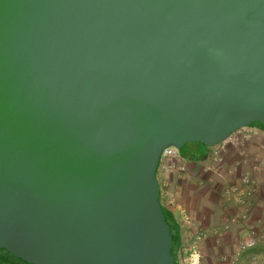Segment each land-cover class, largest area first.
Listing matches in <instances>:
<instances>
[{"label":"water","instance_id":"1","mask_svg":"<svg viewBox=\"0 0 264 264\" xmlns=\"http://www.w3.org/2000/svg\"><path fill=\"white\" fill-rule=\"evenodd\" d=\"M264 126V0H0V251L176 264L163 150Z\"/></svg>","mask_w":264,"mask_h":264},{"label":"crops","instance_id":"2","mask_svg":"<svg viewBox=\"0 0 264 264\" xmlns=\"http://www.w3.org/2000/svg\"><path fill=\"white\" fill-rule=\"evenodd\" d=\"M250 137L243 145H228L224 150L225 163L219 166L212 155L213 147H198L200 156L186 158L185 170L170 174L159 172L162 186L169 185L168 191L161 194L162 205L168 209L180 225L182 251L190 239V226L184 221L183 214H189L197 226L204 228L208 234L206 255L209 264H220L218 256L236 251L240 237L249 230L255 229L260 236L257 247L240 253L239 264H251V257L259 255L264 260V128L252 124L244 128ZM210 170H206L207 167ZM249 172L257 182L258 193L248 205L240 204L234 197H227L224 188L232 183H240L241 172ZM187 183V185H186ZM185 184V188H184ZM198 191L204 196L197 200ZM188 193V195L185 194ZM170 196L176 202H170ZM192 196V197H191ZM191 198L196 201L194 207ZM187 203V204H186ZM247 210L249 220L243 223H230L229 218L236 212ZM178 255L179 261L183 256ZM217 254L216 262L213 255ZM204 260V259H203Z\"/></svg>","mask_w":264,"mask_h":264},{"label":"built area","instance_id":"3","mask_svg":"<svg viewBox=\"0 0 264 264\" xmlns=\"http://www.w3.org/2000/svg\"><path fill=\"white\" fill-rule=\"evenodd\" d=\"M250 137L244 128L239 129L231 135L226 141L213 146L212 155L219 166L225 163L224 150L228 145L238 146L243 145ZM186 158L183 156L181 149L175 146L166 147L161 155L158 166L159 172L170 174L173 172L181 173L185 170ZM206 170H210L208 166ZM240 183H232L224 188L227 197H234L240 204L248 205L258 193L257 182L254 180L249 172L243 171L239 175ZM161 194L168 191L169 185L166 183L164 186L161 184ZM170 202H176L175 198L170 196ZM184 221L190 226V239L186 245V255L183 256L179 264H202L206 255V240L208 234L206 230L197 226L195 221L189 214H183ZM249 220V212L247 210L236 212L232 215L228 222L230 223H243ZM264 229V223H263ZM260 236L255 229L249 228L239 239L236 251L232 254L223 253L218 256L220 264H239L240 253L253 250L259 244ZM251 264H264V260L257 254L252 255Z\"/></svg>","mask_w":264,"mask_h":264},{"label":"trees","instance_id":"4","mask_svg":"<svg viewBox=\"0 0 264 264\" xmlns=\"http://www.w3.org/2000/svg\"><path fill=\"white\" fill-rule=\"evenodd\" d=\"M255 124L260 125L264 128V126L259 124V123H255ZM182 154L184 157L188 158V156L186 154H184L183 152H182ZM189 158L191 159V158H193V156H190ZM165 215H166V218L169 222L170 232H171V235L173 237V241H174V244L176 247V253H175L176 264H179L178 255L180 253V250L182 251V248H183L182 247L181 228H180V225L173 218V215L171 214V212L166 208H165ZM3 252L6 254H4ZM181 254H182V252H181ZM0 264H31V263H27V262H25L19 258H16L15 256L8 253L7 251L2 250V251H0Z\"/></svg>","mask_w":264,"mask_h":264},{"label":"rangeland","instance_id":"5","mask_svg":"<svg viewBox=\"0 0 264 264\" xmlns=\"http://www.w3.org/2000/svg\"><path fill=\"white\" fill-rule=\"evenodd\" d=\"M198 147H206L204 144H202V143H198V142H196V143H188V144H186V145H184L182 148H181V151L184 153V154H186L188 157H190V156H200L201 155V152L197 149ZM261 179H264V174H262V178ZM186 185H187V183H186ZM184 188H185V184H184ZM197 193V200H198V202H200L199 200H201V198L204 196V193L202 192V191H198V192H196ZM185 194L186 195H188V193H186L185 192ZM192 197V196H191ZM162 199V198H161ZM197 202V203H198ZM197 203H196V201H193V199L191 198V202H190V204L193 206V204H195L194 205V207L197 205ZM187 204V203H186ZM185 250V249H184ZM4 253V252H3ZM4 254H6V253H4ZM186 255V251H182V256H185ZM208 258H209V255H208V257H205L204 258V260H203V262H202V264H209L210 263V261L208 260ZM214 261L213 262H216V263H218L217 261H216V259H217V254L216 255H213V258H212Z\"/></svg>","mask_w":264,"mask_h":264}]
</instances>
